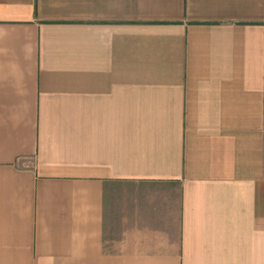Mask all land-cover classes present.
<instances>
[{
    "label": "crops",
    "instance_id": "0c3cea01",
    "mask_svg": "<svg viewBox=\"0 0 264 264\" xmlns=\"http://www.w3.org/2000/svg\"><path fill=\"white\" fill-rule=\"evenodd\" d=\"M0 264H264V0H0Z\"/></svg>",
    "mask_w": 264,
    "mask_h": 264
}]
</instances>
